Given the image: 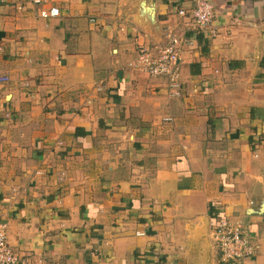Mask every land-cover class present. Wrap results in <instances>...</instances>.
Returning <instances> with one entry per match:
<instances>
[{"label":"crops","instance_id":"1","mask_svg":"<svg viewBox=\"0 0 264 264\" xmlns=\"http://www.w3.org/2000/svg\"><path fill=\"white\" fill-rule=\"evenodd\" d=\"M0 0V224L18 264H264V0ZM56 6L57 16L40 11ZM179 38L177 86L130 62ZM243 229L234 262L212 223Z\"/></svg>","mask_w":264,"mask_h":264},{"label":"built area","instance_id":"2","mask_svg":"<svg viewBox=\"0 0 264 264\" xmlns=\"http://www.w3.org/2000/svg\"><path fill=\"white\" fill-rule=\"evenodd\" d=\"M40 1L34 0L35 3ZM178 13L185 17L189 26L195 30L200 32L209 31L213 35L216 34L212 27L215 7L211 2L201 0L191 8H180ZM59 14L60 9L56 6L40 11L42 17L57 16ZM179 42V38L172 35L164 46L156 49L140 45L137 48V56L134 61L130 62V65L151 77L170 76L173 85L177 86ZM0 79L7 80L8 77L4 76ZM211 230L215 246L221 251L223 260L234 262L253 254L254 247L245 236L243 229L228 219L213 222ZM18 261L19 258L7 240L5 225L0 224V264H18Z\"/></svg>","mask_w":264,"mask_h":264}]
</instances>
